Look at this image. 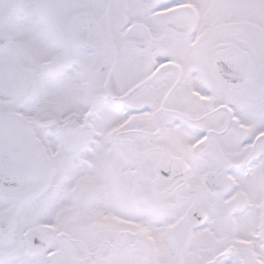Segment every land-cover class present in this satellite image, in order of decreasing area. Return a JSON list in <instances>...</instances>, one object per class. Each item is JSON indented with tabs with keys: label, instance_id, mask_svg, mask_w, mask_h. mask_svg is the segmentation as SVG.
Returning <instances> with one entry per match:
<instances>
[{
	"label": "snow or ice",
	"instance_id": "1",
	"mask_svg": "<svg viewBox=\"0 0 264 264\" xmlns=\"http://www.w3.org/2000/svg\"><path fill=\"white\" fill-rule=\"evenodd\" d=\"M0 264H264V0H0Z\"/></svg>",
	"mask_w": 264,
	"mask_h": 264
}]
</instances>
